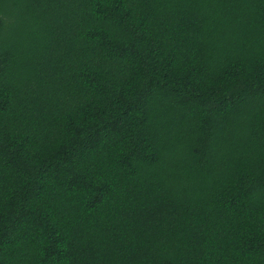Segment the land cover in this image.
<instances>
[{
    "label": "trees",
    "instance_id": "trees-1",
    "mask_svg": "<svg viewBox=\"0 0 264 264\" xmlns=\"http://www.w3.org/2000/svg\"><path fill=\"white\" fill-rule=\"evenodd\" d=\"M0 264H264V0H0Z\"/></svg>",
    "mask_w": 264,
    "mask_h": 264
}]
</instances>
